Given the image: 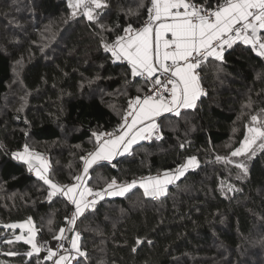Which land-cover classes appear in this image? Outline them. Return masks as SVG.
<instances>
[{
    "label": "trees",
    "instance_id": "obj_1",
    "mask_svg": "<svg viewBox=\"0 0 264 264\" xmlns=\"http://www.w3.org/2000/svg\"><path fill=\"white\" fill-rule=\"evenodd\" d=\"M98 1L86 19L69 0H0V241L10 235L6 226L30 220L46 240L63 228L67 247L76 237L84 259L75 264H264V148L243 176L229 160L255 118L264 119V59L250 46L234 43L209 58L198 73L205 93L193 108L159 116V139L91 165L85 180L97 189L125 185L193 160L196 167L162 197L135 186L67 224L73 207L15 160L23 145L39 150L48 156L49 183L75 184L96 136L121 128L130 102L146 91L101 44L140 26L152 0ZM186 1L204 10L227 2ZM82 2L87 8L92 0ZM260 26L264 44V15ZM13 77L22 84L19 97ZM2 247L0 264H49L28 259L23 243Z\"/></svg>",
    "mask_w": 264,
    "mask_h": 264
},
{
    "label": "crops",
    "instance_id": "obj_2",
    "mask_svg": "<svg viewBox=\"0 0 264 264\" xmlns=\"http://www.w3.org/2000/svg\"><path fill=\"white\" fill-rule=\"evenodd\" d=\"M259 2L260 0H228L217 8L216 12H213V23L209 25V27L195 28L191 26L189 19L185 17H178V19H176L177 17L172 15L174 13L180 14V10L185 8L187 1L154 0V4L157 5L160 15L158 28L155 31H147L145 34L137 36L134 40L121 46L117 52H114L112 55L113 60L120 57L122 60L127 61L130 64L134 75L141 77V75L154 74L156 66L160 62L180 61L200 50L210 49L211 52L209 53H211V56L215 59H220L222 55L213 48L214 43L218 39L217 37L241 24L245 20L249 7L254 6ZM234 43H242L248 46V44L243 42L239 37L234 38L231 45ZM175 78L179 90L176 91L173 97L174 107L169 108L153 100L143 102L138 108V111L143 105H146L148 111L153 113V119L142 124L143 118L135 115L131 120V126L126 125L128 121L122 122L121 128L119 129L126 127L122 134L129 132L132 134V136H130L132 137V147L142 142L144 135H147L146 132L149 129L146 125L148 123L153 122V124H155V118L166 113L177 115L185 109H191L201 97L202 88L199 83L198 71H196L191 65L178 68L175 71ZM130 114L131 112L129 109L124 118ZM145 117V120L151 118H147L148 113ZM127 118L129 119V117ZM118 144H124L121 137L120 139H115L104 145L102 148L105 152L104 154H108V151L111 150L110 148H116ZM120 155L121 154H119V156ZM110 157H114V154H111ZM104 159L109 158H103V161H109ZM32 162V159H30L28 164ZM35 162L37 163H34V165H37L38 160L35 159ZM97 162L94 161L92 163L90 161L89 163H85L82 174L85 173V171H88L91 165ZM189 169L187 168L184 170V167H182L180 171L182 172L183 170L185 173ZM82 176L83 177H80V180L82 179L85 181L86 177H84V175ZM159 176L160 177L155 181L139 186L145 192L146 197L155 199L166 194L169 183L173 179L172 175L171 173H167L164 175L160 174ZM181 176L182 173H179L178 178ZM108 186H112L111 183H109ZM133 188H135L134 185L128 188L124 193H119V195L115 194L116 189H114L109 192L112 194L108 196V198L121 197ZM118 191L119 190H117V192Z\"/></svg>",
    "mask_w": 264,
    "mask_h": 264
},
{
    "label": "built area",
    "instance_id": "obj_3",
    "mask_svg": "<svg viewBox=\"0 0 264 264\" xmlns=\"http://www.w3.org/2000/svg\"><path fill=\"white\" fill-rule=\"evenodd\" d=\"M77 1L82 2V0ZM180 13L184 15H189L191 17V22L193 25L205 23L206 21H211L213 19L212 10H204L198 5H194L190 2H187L185 8L180 10ZM263 15L264 6L262 8L252 10L249 14V19L246 23V28H243V30H241L242 35H239V29L232 30L229 33L221 35L214 43V50L223 55L222 53L225 52L231 46L229 45V43L232 38L239 37L242 41H248V46L251 47L252 51L256 55L263 57L264 47L262 42H260L259 40V28ZM155 25L156 6L154 3H151L147 17L140 26L125 27L122 31L121 36L117 40L110 43L102 42L101 45H104L110 52H117V50L121 47L122 44H126L135 39L137 36L145 34L149 29L155 28ZM224 42H226V46L223 45ZM208 52L209 51L207 50L197 51L189 57L185 58L184 60L158 63L154 74L141 75L142 79L147 84V89L141 96L134 98L131 102L142 103L150 100H156L158 102L163 103L169 108L174 107L173 97L177 91L178 85L177 80L175 78V71L178 68H182L187 65H194L198 69L201 64L205 63L211 57V54ZM114 60L116 63L126 64L129 68L131 67L127 61L122 60L120 57H117ZM203 93L205 92L203 91ZM112 132L113 131L105 133L107 135H110ZM159 137V131L156 129L152 133L145 135L142 139V142H152L156 139H159ZM21 151L23 153L26 152V155L33 160L40 159L41 163H43L42 160H48L47 155L39 154L35 151H28L24 145L21 147ZM94 153L95 149L93 148L85 156V163L91 158ZM28 169L31 175L36 176L35 169L33 167L29 166ZM159 175L160 174L143 176L132 181V183H135V186H141L142 184L155 181L159 177ZM75 184L76 188L78 189L77 191L79 194V201L86 204V206H89L90 208L93 205L101 202L103 199L107 198V195L109 193L108 189H97L87 187L84 182L78 181ZM70 186H72V184L65 186L66 188L63 187L61 188V190H57L54 193V196L59 200L66 201L70 206L73 207V211L71 214L72 218L73 213L78 212L79 207L75 205L74 199L66 194L67 188ZM71 218L67 221V224L70 223ZM35 242V248L38 249L39 252L37 257H35L36 263L47 262L49 264H75L80 258L84 259L78 246L74 247L69 245L67 247L65 240L61 235H59L58 238L50 241H46L39 238Z\"/></svg>",
    "mask_w": 264,
    "mask_h": 264
},
{
    "label": "rangeland",
    "instance_id": "obj_4",
    "mask_svg": "<svg viewBox=\"0 0 264 264\" xmlns=\"http://www.w3.org/2000/svg\"><path fill=\"white\" fill-rule=\"evenodd\" d=\"M69 3H70L71 8L74 9L75 11L83 10V12H85L86 19H89L91 17L93 18L92 7L100 4L98 0H92V2L87 5L88 6L87 8H85V7L82 8V7H80V5H82L83 2H79L77 0H69ZM151 3H154V0H152ZM90 6H92L91 10H88V9H90ZM155 6H156V25H155L156 27L153 28V29H149L148 31H155L158 28V26H159L160 15H159V12H158L156 4H155ZM263 6H264V0H260L259 3L255 4L254 6H250L248 11H247V13H246L245 20L241 24H239L238 26L232 28L231 30L220 34L219 37L221 35H223V34L229 33L232 30H236V29H239V35H242L241 34V30H243V28H246V23H247V21L249 19L248 17H249L250 12L252 10H254V9L262 8ZM219 7L211 9L212 13L216 12L217 8H219ZM172 15L177 17L176 19H178V17H180V18L181 17H185V18L189 19L190 20L189 22H190L191 26L195 27V28L196 27L197 28H207V27H209V25H211L213 23V19H214L213 18L211 21H206L205 23H199V24H194L193 25L192 22H191V17L189 15H184V14H181V13L180 14L179 13L178 14L174 13ZM259 31H260L259 32V40H260V42H262V40H261L262 26H260ZM219 37H217V38H219ZM233 39L234 38H232V40ZM232 40L230 41L229 45L232 44ZM243 42H246L248 44V41H246V40L243 41ZM262 44H263V42H262ZM123 45H125V44H122L121 46H123ZM223 45L226 46V42H224ZM263 47H264V44H263ZM206 50L211 52L210 49H206ZM200 51H202V50H200ZM225 52H223L222 54H224ZM110 53H111V55L114 54L113 52H110ZM210 58H213V57L211 56ZM262 58L264 59V55H263ZM172 62H175V61H172ZM192 67L196 71H198V73H199V68L197 69V67L194 66V65ZM13 79H14V77H13ZM10 84H13V88L17 89L18 93H16L17 94L16 97H19L20 95H22L23 88L21 86L22 84L20 83V81L18 79L12 80V82ZM177 90H179L178 85H177ZM203 91L204 90H202L201 93H203ZM24 98H25V94H24ZM153 101H156V100H153ZM156 102H158V101H156ZM142 103L131 102L130 105H129V109H130L131 114L127 116V117H129V119L127 117L123 118L122 122L128 121V123L126 125H130L131 126L132 125V121L131 120L134 118L135 115L136 116H140V117L143 118L142 124H145V122L153 119L154 115H153L152 112L148 111V109L146 108V105L145 106L143 105L142 108H140L139 111H138V108L140 107V105ZM158 103H161V102H158ZM4 104H6V103H4ZM4 104H3V106H4ZM161 104H163V103H161ZM164 106H166V105H164ZM116 110H117V113L120 112L119 108H116ZM147 113H148V117L147 118H149V117H151V118L145 120L146 119L145 116H146ZM157 120H158V117L155 118V124H153V122H150V123H148L146 125L148 127V129H149L146 132L147 134L148 133H152L156 129L159 131V134L161 133L160 129H159V126L157 124ZM125 129H126V127H123V129H117V130L113 131L110 135H107L106 133H102V134L97 135L96 136V142H95L96 146L94 147L95 153L91 156V162L93 163L94 161L95 162L102 161L104 157L109 158V159H104V160L112 161L114 159V157L119 156V154H121V155L129 154L131 149H132V145H131V143H132L131 138L132 137H130V136H132V134H130V132L122 134L125 131ZM103 135H104V137H103ZM120 137L123 139V143L124 144H118V146H116V148H114V147L110 148L111 150L108 151L109 153L105 155L104 154L105 152L102 150L103 146L106 145L107 143L111 142V141H114L115 139H120ZM263 148H264V119L255 118V120L252 122V125L250 127H248V129L246 131L245 138L242 141L240 147L231 154L229 160L230 161L231 160H234V161L237 160L238 161L237 162V166L240 167V170H241V174L240 175L243 176L246 173V170H247L246 169V163L252 157H254L259 151H261ZM31 149H34V148L31 147ZM36 151L40 152L39 150H36ZM25 153H23L22 151L19 152V153H16L15 160H17V161L19 160L21 163H25L27 167H29V166L33 167L35 169L36 175H38L49 186L51 195L54 196V193L57 190H61V188L67 186V185H64L62 187H61V185L60 186H58V185L54 186L53 184L49 183L48 180L45 178L46 171H47V169H49L48 160L47 161L46 160H42L43 163H41L40 159H38V164L34 165V163H37V162H35V160L32 159L33 162L28 164V162H29V160L31 158L29 156H26ZM39 154L47 155L46 153H39ZM111 154H114V157H110ZM194 167H196V164L193 163V160H188L187 163L184 165V170L187 169V168L189 169V168H194ZM181 169L182 168L177 169L176 171H173V172H164V173H162L163 175L167 174V173H171V175H172L173 179L170 181L168 188H171V187L174 186L175 182L178 180L179 173H182V175L184 174L183 170H182V172L180 171ZM82 172H83V169H82ZM82 172L80 174V177H83L82 175H84V177H87L88 171H85V173H83V174H82ZM79 182H84L85 183V181L82 180V179L80 180V178H79ZM109 183H111L112 186L109 187L108 186ZM109 183L104 187V189H108L109 192H111L114 189H116L115 194H118V195H119V193L120 194L124 193L132 185L135 186V183H132V182L129 183V184H125V185H121L120 183H117L116 181H111ZM224 188H225L226 191H229L230 193H233V192L237 191V189L235 187H233V185H231L229 183H225L224 184ZM77 190L78 189L76 188V184H72V186L68 187L67 191H66V194L68 196L72 197L74 199L75 205L79 207L78 212L73 213L70 223L75 218H78L85 211L90 209L89 206H86V204H84L81 201H79V197H78L79 194H78ZM117 190H119V191L117 192ZM111 194L112 193H108L107 197L110 196ZM92 207H94V205ZM6 228L10 232V235L7 237V240H4V242H2V240L0 241V252L2 251V248H3L2 246H5V245H7L8 243H11V242H15V243L18 242V243H23V244L29 246L30 254L27 255L28 259L30 257H33V256L37 257L39 252H38V249L35 248V245H36L35 241H37V239H39V238H41L43 240H46V239H44L42 237V235L40 234V232L35 229L34 225L32 224V222L30 220L27 221V222L10 224V225L6 226ZM64 232H65L64 229L61 230L59 235H61L63 237V239L65 240ZM58 236H56V237H54V238H52L50 240L56 239V238H58ZM50 240H46V241H50ZM70 245L74 246V247L78 246L76 237H74L72 239ZM6 255L9 256V257L15 256V254H10V253L6 254Z\"/></svg>",
    "mask_w": 264,
    "mask_h": 264
}]
</instances>
